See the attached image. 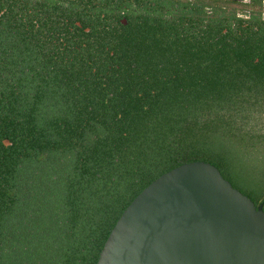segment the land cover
<instances>
[{
  "label": "trees",
  "instance_id": "1",
  "mask_svg": "<svg viewBox=\"0 0 264 264\" xmlns=\"http://www.w3.org/2000/svg\"><path fill=\"white\" fill-rule=\"evenodd\" d=\"M201 32L164 61L158 41L119 67L90 48L7 66L0 264H96L129 203L191 161L214 165L264 209V82L241 79L234 44Z\"/></svg>",
  "mask_w": 264,
  "mask_h": 264
},
{
  "label": "flooded vegetation",
  "instance_id": "2",
  "mask_svg": "<svg viewBox=\"0 0 264 264\" xmlns=\"http://www.w3.org/2000/svg\"><path fill=\"white\" fill-rule=\"evenodd\" d=\"M200 28L234 44L241 79L264 82V0H0V83L7 66L50 60L55 50H98L99 61L119 67L146 60L160 41L164 61L169 46L180 50L189 33L199 39Z\"/></svg>",
  "mask_w": 264,
  "mask_h": 264
},
{
  "label": "water",
  "instance_id": "3",
  "mask_svg": "<svg viewBox=\"0 0 264 264\" xmlns=\"http://www.w3.org/2000/svg\"><path fill=\"white\" fill-rule=\"evenodd\" d=\"M96 264H264L263 205L214 165L183 163L129 203Z\"/></svg>",
  "mask_w": 264,
  "mask_h": 264
}]
</instances>
